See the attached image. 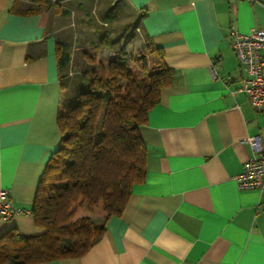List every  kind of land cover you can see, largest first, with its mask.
Instances as JSON below:
<instances>
[{"label":"crops","instance_id":"obj_1","mask_svg":"<svg viewBox=\"0 0 264 264\" xmlns=\"http://www.w3.org/2000/svg\"><path fill=\"white\" fill-rule=\"evenodd\" d=\"M125 1L175 74L139 127L145 179L83 255L37 264H264V192L233 179L253 156L247 139L264 143V114L237 91L230 44L232 30L264 29V0ZM29 5L0 0V189L29 211L0 220V235L40 232L31 208L61 140L57 36Z\"/></svg>","mask_w":264,"mask_h":264},{"label":"trees","instance_id":"obj_2","mask_svg":"<svg viewBox=\"0 0 264 264\" xmlns=\"http://www.w3.org/2000/svg\"><path fill=\"white\" fill-rule=\"evenodd\" d=\"M46 0H29L26 14ZM59 72L69 62L56 42ZM74 101L60 110L61 140L39 181L31 208L40 230L0 235V264H37L83 255L102 236L112 215H120L134 185L146 176V147L139 127L159 103L162 88L175 83L162 49L145 45L134 62L107 64L87 57ZM88 72V73H87Z\"/></svg>","mask_w":264,"mask_h":264},{"label":"rangeland","instance_id":"obj_3","mask_svg":"<svg viewBox=\"0 0 264 264\" xmlns=\"http://www.w3.org/2000/svg\"><path fill=\"white\" fill-rule=\"evenodd\" d=\"M39 14L46 31L57 36L60 52L70 56L60 70L62 111L93 67L88 56L104 64L118 56L134 62L147 43L140 11L125 0H46Z\"/></svg>","mask_w":264,"mask_h":264},{"label":"built area","instance_id":"obj_4","mask_svg":"<svg viewBox=\"0 0 264 264\" xmlns=\"http://www.w3.org/2000/svg\"><path fill=\"white\" fill-rule=\"evenodd\" d=\"M230 44L244 73L237 91L245 94L250 104L264 114V29L252 27L245 33L232 30ZM247 141L253 156L233 179L238 189H258L264 192V143H260L257 136H251ZM28 212L13 205L7 189H0V220Z\"/></svg>","mask_w":264,"mask_h":264}]
</instances>
